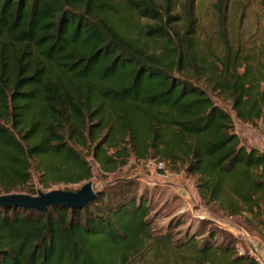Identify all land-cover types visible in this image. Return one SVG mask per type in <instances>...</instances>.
Listing matches in <instances>:
<instances>
[{"label":"trees","instance_id":"trees-1","mask_svg":"<svg viewBox=\"0 0 264 264\" xmlns=\"http://www.w3.org/2000/svg\"><path fill=\"white\" fill-rule=\"evenodd\" d=\"M198 1L0 0V195L32 194L34 168L45 188L91 180L77 148L95 144L105 172L131 154L159 158L225 215L264 217V151L242 143L224 106L244 124L264 119V0L251 44L231 15L242 25L251 0H213L206 39ZM124 181L84 209L0 207V264H134L151 252L258 264L233 241L213 245L216 230L202 242L176 240L172 225L159 234Z\"/></svg>","mask_w":264,"mask_h":264},{"label":"rangeland","instance_id":"rangeland-1","mask_svg":"<svg viewBox=\"0 0 264 264\" xmlns=\"http://www.w3.org/2000/svg\"><path fill=\"white\" fill-rule=\"evenodd\" d=\"M246 1L242 0L243 3ZM251 1V7L247 10L246 19L242 25L239 23V15L236 17L234 12H231V15L235 16L232 31L240 29L239 33L249 44L260 38L256 32L262 15L260 5L254 0ZM212 3L213 0L197 2L196 17L203 39H206L216 26ZM224 106L234 119L235 130L242 143L247 147H256L264 151V119L256 125L244 124L236 119L229 106ZM94 146L95 144L90 145L85 150L77 148L86 157L91 167V180L80 184H53L45 188L40 183L41 174L34 168L30 184L33 193L28 195L37 196L40 191L47 193L54 190L75 192L87 182H92L95 192L99 194L115 186L119 180H125L133 183L132 190L148 201L152 209L149 219L152 220L153 228L159 234H166L172 225L176 240L198 236V240L202 242L210 230H216L220 236L212 242L213 245L233 241L240 252L248 254L254 252V247L243 238L244 234L249 235L256 246L264 243V217L253 218L248 213L231 217L225 215L216 205L204 203L196 188L195 178L188 176L180 166H174L159 158L138 159L131 154L125 165H120L114 172H105L92 157ZM114 152L109 150L110 154ZM159 162L165 163L166 174L156 168ZM134 264L171 263L158 259L156 254L151 252L144 258H137Z\"/></svg>","mask_w":264,"mask_h":264},{"label":"water","instance_id":"water-1","mask_svg":"<svg viewBox=\"0 0 264 264\" xmlns=\"http://www.w3.org/2000/svg\"><path fill=\"white\" fill-rule=\"evenodd\" d=\"M94 184L87 182L78 191L54 190L47 193L40 191L37 196L23 193L0 195V207H22L25 210L46 212L49 208L65 206L72 210L84 209L97 199Z\"/></svg>","mask_w":264,"mask_h":264},{"label":"built area","instance_id":"built-area-1","mask_svg":"<svg viewBox=\"0 0 264 264\" xmlns=\"http://www.w3.org/2000/svg\"><path fill=\"white\" fill-rule=\"evenodd\" d=\"M156 168L163 174H166V169H165V163L164 162H159L156 165ZM243 238L250 242L253 247H254V252L250 253L253 255L258 262V264H264V250L260 246H256L253 241L250 239L249 235H243Z\"/></svg>","mask_w":264,"mask_h":264},{"label":"crops","instance_id":"crops-1","mask_svg":"<svg viewBox=\"0 0 264 264\" xmlns=\"http://www.w3.org/2000/svg\"><path fill=\"white\" fill-rule=\"evenodd\" d=\"M260 247L264 250V243L263 244L261 243V246Z\"/></svg>","mask_w":264,"mask_h":264}]
</instances>
